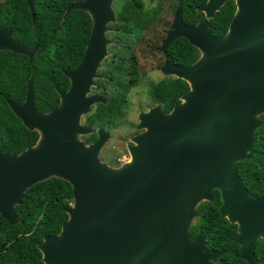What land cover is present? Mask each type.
I'll return each mask as SVG.
<instances>
[{"label": "water", "instance_id": "95a60500", "mask_svg": "<svg viewBox=\"0 0 264 264\" xmlns=\"http://www.w3.org/2000/svg\"><path fill=\"white\" fill-rule=\"evenodd\" d=\"M227 1L208 0L199 8L207 21L197 25L184 24L181 15L176 19L165 43L185 36L200 57L186 67L167 62L162 70L186 80L190 89L170 112L161 104L141 112L138 128L144 130L128 143L132 159L120 167L100 160L111 136L106 126L95 130L81 123L93 104L105 101L90 93L108 55L114 0L69 6L67 14L80 9L92 18L81 62L63 70L70 86L57 87L59 105L43 112L30 77L25 100L10 106L39 139L21 153L0 149V213L10 225L21 221L15 207L33 185L58 177L73 187L61 231L38 244L45 264L216 263L226 251L208 249L206 235L190 234L198 206L213 202L215 190L222 218L238 226L230 248L239 245L237 257L262 264L255 245L264 238V195L243 184L238 163L251 159L264 114V0H236L227 32L217 36L209 20ZM26 2L34 19L35 0ZM37 49L0 26V51L27 54L32 61ZM95 131V142L80 138Z\"/></svg>", "mask_w": 264, "mask_h": 264}, {"label": "trees", "instance_id": "16d2710c", "mask_svg": "<svg viewBox=\"0 0 264 264\" xmlns=\"http://www.w3.org/2000/svg\"><path fill=\"white\" fill-rule=\"evenodd\" d=\"M81 0H35V18L26 0H4L0 3V26L9 28L13 37L27 48L38 46L34 59L27 54L0 51V149L6 152L21 153L37 143L39 132L30 130L12 111L10 102L21 103L26 98L28 79L33 78L34 92L38 107L49 112L59 105L57 87L67 90L70 80L63 70L75 67L83 57L92 30V18L84 10L75 9L66 13L69 6ZM121 7H143L141 0H121ZM236 10L234 0H229L214 18L210 19V31L224 35ZM131 24L137 26L136 16ZM134 20V21H133ZM200 57L199 50L191 45V55L183 65L192 64ZM123 80L112 78L110 82ZM139 79H132L129 87ZM180 83V93L187 90L186 81ZM173 104L165 103V110ZM125 107V102L112 100L101 105L88 122L95 124H115ZM261 126L256 132V142L251 151V159L238 163V172L243 184L258 196L264 195V114L259 116ZM95 135L87 136L88 141ZM213 202L204 201L198 206L197 221L191 227V236L206 235V247L226 253L218 262L209 264H248L237 257L239 245L231 244L237 234V224L222 218L219 211L220 193L214 191ZM72 185L58 177H51L30 187L22 202L15 207L21 218L10 225L0 213V264H45L38 244L45 235H56L69 215L65 211L73 202ZM16 238V239H15ZM5 250V251H4ZM257 257L264 264V238L255 245Z\"/></svg>", "mask_w": 264, "mask_h": 264}, {"label": "flooded vegetation", "instance_id": "af4514ba", "mask_svg": "<svg viewBox=\"0 0 264 264\" xmlns=\"http://www.w3.org/2000/svg\"><path fill=\"white\" fill-rule=\"evenodd\" d=\"M141 1L144 3L143 7L127 8L121 7L119 4L113 6L115 20L109 23L107 30V36L109 38L108 55L98 69L100 75L96 78V84L92 86L90 93L101 96L109 95L110 88H108L109 83L107 81L112 78L124 79L117 85L125 89L126 95L120 94V97L125 102L126 109L129 101L127 91L130 87L135 86L132 85L129 87L132 79H143L147 82L148 87L142 93L148 99L152 100V93L160 87L157 85L161 81L164 82L165 79L179 78L174 74H167L162 70V67L167 62L183 67L190 65H183L181 63V59L187 61L191 55V45L193 44L187 37L179 35L172 39L170 43H165L176 19L181 15L182 21L188 26H194L200 22L207 21L206 14L202 11L200 12L199 8L206 4L208 0ZM234 2L237 10L236 0ZM130 12H133L136 16L134 20L137 21V26L131 24V18L133 16L129 14ZM165 44L166 46L164 47ZM152 85L155 86L154 90L151 88ZM141 99H144V97L142 96ZM160 103L163 105L162 102H151L149 105L140 106L136 112L137 121L135 126L140 122L141 112H146ZM101 104L102 102L92 105V109L99 108ZM126 109L124 107L123 111ZM132 109V104H129L128 111ZM163 109L165 110V107ZM117 124L118 122L115 121L114 125ZM102 125L106 126L107 124L95 123L93 126L97 130ZM91 135H95V139L88 141L87 137H85L84 140L87 143L95 142L98 139L97 131ZM6 264H12V262L10 261Z\"/></svg>", "mask_w": 264, "mask_h": 264}, {"label": "rangeland", "instance_id": "374dc122", "mask_svg": "<svg viewBox=\"0 0 264 264\" xmlns=\"http://www.w3.org/2000/svg\"><path fill=\"white\" fill-rule=\"evenodd\" d=\"M120 1L121 0H114L113 4L118 5L120 3ZM98 74H99V71H98ZM99 75H98V77H99ZM115 79H118L119 81L124 80V79H120V78H115ZM178 79L186 81L182 78H178ZM95 81H96V79H95ZM110 81H111V79H109V81H107L109 83L108 88H110V93H109V95H103L105 101H100V102H102L103 105L110 104V102L112 100H114L116 102L117 101L123 102V100H121L120 94L126 95L125 89L123 87H121L120 85H117L116 83L110 82ZM188 85H189V83H188ZM157 86H160V87H158L152 93V96H153L152 100L148 99V97L144 96L142 93L148 87L147 82L144 81L143 79H139L138 83L135 86H132V88L130 87L128 89L127 96L129 98V101H128L127 109L125 106L126 110L122 111V113L120 114L121 115L120 118L116 119V122H118V124L114 125V124L109 123L106 125V128L110 131L111 136H110V139L104 145V147L101 149L99 157H100V160L102 162L106 163L107 165H109L111 167H120L124 163L131 161L132 156H131V153H130L129 148H128V143L132 142V137L143 132V130H144V129L138 128V124H137V126H135L136 121H137V113L136 112L138 111L140 106L149 105V103H151V102H154V103L162 102L164 106L161 103L160 104L164 108L165 103L169 102V103L173 104V106L171 108V110H172L175 105L179 104L182 101L181 95L190 89V85H189V88L187 90H183L180 93L181 84L180 83L177 84L175 82V78L170 79V80L165 79L164 82L161 81ZM154 87H155L154 85L151 86V88L153 90H154ZM139 96H140V98H142V96H143L144 99L140 100ZM97 103H99V102H97ZM129 104H132V108H133L130 111H128ZM157 105H159V104H157ZM96 109L97 108H94V109L91 108V111L88 114H85L82 116L81 123L83 125H91V126L94 125V124L88 122V117L91 116L92 113H94ZM171 110H169V111L164 110V111L170 112ZM91 134L92 133L87 134V135H80V138L84 140L85 137H87V136L90 137ZM73 202H74V200H73ZM73 202L71 204H73ZM196 221H197V218L194 219L192 225ZM193 238H195V237H193Z\"/></svg>", "mask_w": 264, "mask_h": 264}]
</instances>
